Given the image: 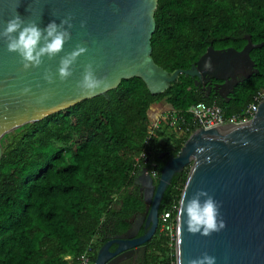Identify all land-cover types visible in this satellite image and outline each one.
Here are the masks:
<instances>
[{"label":"trees","instance_id":"trees-1","mask_svg":"<svg viewBox=\"0 0 264 264\" xmlns=\"http://www.w3.org/2000/svg\"><path fill=\"white\" fill-rule=\"evenodd\" d=\"M151 58L168 73L188 70L208 47L240 51L249 36L263 43L249 53L257 74L238 83L228 104L205 97L193 79L179 75L151 95L138 78L5 134L0 159V264H89L110 238L124 234L144 211L133 177L139 168L156 186L165 161L176 157L195 125L186 110L216 104L224 117L240 114L264 92V0H158ZM154 104L180 112L149 135ZM188 168L175 174L158 216L178 207ZM176 211L171 214L174 225ZM145 244V264H174L173 240L159 230Z\"/></svg>","mask_w":264,"mask_h":264},{"label":"water","instance_id":"water-1","mask_svg":"<svg viewBox=\"0 0 264 264\" xmlns=\"http://www.w3.org/2000/svg\"><path fill=\"white\" fill-rule=\"evenodd\" d=\"M157 1L0 0V31L15 15L25 23L35 22L41 29L52 21L59 24L62 19L72 18L71 40L55 58L45 57L38 68L25 70L19 55L9 52L7 41L0 38V159L5 134L115 89L122 80L140 79L151 95L166 91L179 75L193 79L195 86H206L207 92L210 82L217 80L222 84L214 89L223 97L232 93L238 83L257 74L249 53L263 43L253 44L249 36L244 37L246 44L240 51L208 47L188 70L168 73L156 65L151 58L150 39L155 31ZM77 45L86 47L87 52L72 66V76L61 82L57 71L60 59ZM88 63L93 64L96 76L108 84L93 95L76 86ZM46 70L53 74L54 83L43 79ZM25 87H30L31 92L22 95ZM45 93L48 98L38 102ZM197 146L211 149L198 157L199 167L194 158ZM209 156L212 162L205 163ZM186 167L188 174L175 215V264L180 259L188 264L205 252L216 257V264H264V101L248 125L237 124L223 131L196 129L179 154L165 161L156 186L146 168L137 169L133 184L141 192L143 214L129 220L124 236L104 243L93 264L126 261L134 249L144 256L145 244L157 230L162 195L172 177ZM201 189L220 202V213L226 221L222 231L208 237L190 234L184 222L186 216L180 213L181 201L187 203ZM141 227L143 234L137 237ZM112 246L114 249L109 251Z\"/></svg>","mask_w":264,"mask_h":264},{"label":"clouds","instance_id":"clouds-1","mask_svg":"<svg viewBox=\"0 0 264 264\" xmlns=\"http://www.w3.org/2000/svg\"><path fill=\"white\" fill-rule=\"evenodd\" d=\"M71 19L69 16L62 19L59 24L52 21L41 29L35 22L25 23L23 18L15 15L7 21L6 27L0 31V38L7 41L9 52L19 55L25 70L38 68L43 64L45 57L49 60L55 58L64 50L65 43L71 40L69 31L72 27ZM81 27H84V22H81ZM86 52V47L77 45L74 50L61 57L57 70L58 78L61 82L72 76V66ZM43 79L49 84L55 82L53 74L47 70L43 75ZM76 86L85 93L93 95L98 89L107 88L108 84L103 78L96 76L93 64L88 63L84 67L82 79L77 82ZM30 92L31 88L25 87L21 94L27 95ZM47 98V93H45L38 98V102L42 103ZM244 143L247 144L248 141L245 140ZM210 150L200 146L195 148L194 158H197V167L200 164L198 157L205 151ZM204 162L211 163L212 158L210 156L206 157ZM220 207V202L202 189L197 190L190 199H187V203L182 200L180 213L182 216H186L184 222L187 225V231L190 234L199 233L205 237L222 231L226 227V221L220 213ZM177 264H183L182 259L178 260ZM188 264H216V257L205 252L199 258L190 259Z\"/></svg>","mask_w":264,"mask_h":264},{"label":"built area","instance_id":"built-area-1","mask_svg":"<svg viewBox=\"0 0 264 264\" xmlns=\"http://www.w3.org/2000/svg\"><path fill=\"white\" fill-rule=\"evenodd\" d=\"M264 101V92H258L253 95L250 103L244 110L238 115H232L230 117H224L223 112L219 106L216 104L206 105L204 103H197L192 105L186 110V113L191 117L192 122L195 125L196 129H212L217 128L221 129L224 127H232L237 124L248 125L249 122L254 118L258 106L261 102ZM163 120H167L170 123L177 125V123L184 122V119L180 112H175L173 110H166L161 113L157 118L151 122V127L149 135L145 141V144L148 142L150 136L157 130L160 123ZM194 130V131H195ZM152 177H154L152 175ZM154 179V178H153ZM178 207L172 206L171 209L165 211L160 216H158L159 230L163 233H167L168 237L173 240L175 244V218L174 225L172 224L170 218L173 211L177 212ZM174 233V234H173ZM173 244V249H174ZM89 246L83 251V253L78 257V264H89L88 256ZM175 257V256H174ZM175 264V262H174Z\"/></svg>","mask_w":264,"mask_h":264},{"label":"flooded vegetation","instance_id":"flooded-vegetation-1","mask_svg":"<svg viewBox=\"0 0 264 264\" xmlns=\"http://www.w3.org/2000/svg\"><path fill=\"white\" fill-rule=\"evenodd\" d=\"M220 84H222V82L221 81H217V80H212L211 82H210V90H209V92H207V87L206 86H202L201 84H198V85H196V87L200 90V92L205 96V97H210V95H212L213 94V96H214V98L217 100V101H219V102H222L223 104H228V103H230L231 101H232V99L234 98L233 96H234V92H232V93H228V94H226V95H224L223 97L222 96H220L218 93H217V90L216 89H214V86H218V85H220ZM213 88V89H212ZM143 213H140V214H138L137 216H135V217H133L132 219H135V218H137L138 216H140V215H142ZM158 225H159V223H158ZM158 227V226H157ZM143 234V228L141 227L138 231H137V237H140L141 235ZM117 236H124V234H122V235H115V236H113L112 238H110V239H108L107 241H109V240H113V239H115V237H117ZM106 241V242H107ZM114 249V246H112L110 249H109V251L111 250H113ZM127 257H128V255H127ZM144 258H145V253H144V256H142L141 254H140V252H137L136 251V249H134V251H132L131 252V255H129V257L127 258V260L126 261H119V262H117L116 264H145L144 263Z\"/></svg>","mask_w":264,"mask_h":264},{"label":"rangeland","instance_id":"rangeland-1","mask_svg":"<svg viewBox=\"0 0 264 264\" xmlns=\"http://www.w3.org/2000/svg\"><path fill=\"white\" fill-rule=\"evenodd\" d=\"M153 109V110H152ZM159 111H166L165 108H163L161 105H158V104H154L152 107H151V110L149 111V114H150V117H153L157 112ZM188 168V167H186ZM174 234V233H173Z\"/></svg>","mask_w":264,"mask_h":264},{"label":"crops","instance_id":"crops-1","mask_svg":"<svg viewBox=\"0 0 264 264\" xmlns=\"http://www.w3.org/2000/svg\"><path fill=\"white\" fill-rule=\"evenodd\" d=\"M153 110V109H152ZM167 110V109H166ZM163 112H165V111H163ZM162 111H159V112H157L152 118H151V120L153 121L155 118H157L161 113H163ZM126 233V232H125ZM124 233V234H125ZM116 238V237H115ZM106 243V242H105Z\"/></svg>","mask_w":264,"mask_h":264},{"label":"bare ground","instance_id":"bare-ground-1","mask_svg":"<svg viewBox=\"0 0 264 264\" xmlns=\"http://www.w3.org/2000/svg\"><path fill=\"white\" fill-rule=\"evenodd\" d=\"M227 128H230V127H224V128H221L220 130L223 131V130H225V129H227Z\"/></svg>","mask_w":264,"mask_h":264}]
</instances>
